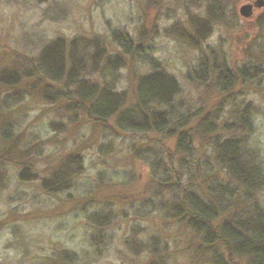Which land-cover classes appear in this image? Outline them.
<instances>
[{
	"label": "rangeland",
	"instance_id": "rangeland-1",
	"mask_svg": "<svg viewBox=\"0 0 264 264\" xmlns=\"http://www.w3.org/2000/svg\"><path fill=\"white\" fill-rule=\"evenodd\" d=\"M253 1L0 0V264H250L211 234L264 227V7L238 13ZM53 47L62 80L75 60L73 84L107 92V118L37 78ZM155 72L172 83L174 124L156 105L157 130L117 124ZM181 188L216 211L208 225Z\"/></svg>",
	"mask_w": 264,
	"mask_h": 264
},
{
	"label": "trees",
	"instance_id": "trees-1",
	"mask_svg": "<svg viewBox=\"0 0 264 264\" xmlns=\"http://www.w3.org/2000/svg\"><path fill=\"white\" fill-rule=\"evenodd\" d=\"M39 61L43 64L42 67L39 65ZM39 61L36 73L37 78L40 81H43L44 79L50 80L51 82L56 81L63 86H69L70 88H73V90H75L74 96L80 101V103L77 105L78 107L76 106L77 109H85V113H87L88 116L95 118L97 117L98 119L107 118L112 112L115 111L114 106H111L113 105L112 99L107 96L106 91H102L97 96L92 87L84 88L82 83L73 84L75 80L72 79V73L78 69L77 61L75 63V60H69L72 66L67 70L65 79L62 80L60 78L62 75H64L65 64L62 62V53H60L57 47H53L46 52L43 51L39 57ZM222 74L223 73L221 72V75ZM227 75L228 73H226L225 76L227 77ZM142 80L147 82L143 86L141 84L142 82L138 84L135 95V105L133 108H128L121 112L119 115L120 117L117 119V124H120L123 121L124 114H126L127 120H130L132 123L138 121L141 118L142 124L145 126L149 125L148 122H151L154 118L151 107L153 105L164 107L163 114L167 115L171 120L170 122L174 124L171 117L179 105L171 102L170 95L172 93V83L170 79L161 72H155L153 75L147 76ZM84 89H87L85 93ZM60 93L64 94L62 90H59V94ZM64 98L66 99V96ZM66 100L69 101V99ZM85 103H87V107H85ZM138 116L139 119L136 120ZM156 120V123L151 122L152 126H155V130L158 129L156 127L162 124V118H158ZM125 129L133 130L135 128L134 126H126ZM180 141L182 142V139H179L178 146H181ZM222 147L225 148L224 150L227 154H229L227 161L230 171L235 176L243 178L246 181L247 176L242 175L241 172H238L235 166L236 162H238L236 155L237 149H239V147L231 144V142L224 143ZM66 180L67 178H65V180L59 178L55 185L57 186L59 184H64ZM181 190L180 204L189 215L190 219H197L200 221V223L208 225V223L216 216V211L213 209V207L206 201L202 200L193 189L181 188ZM257 223L258 222L254 223L253 225L249 224V226L246 227L247 229H244V226H241L240 229H236L227 227L226 224H224L219 228L217 235H211H215L216 238H220L219 235L223 238H228L232 244L231 251L240 256H247L250 264H264V227L262 226V223ZM211 235L205 234V239L207 237L211 238Z\"/></svg>",
	"mask_w": 264,
	"mask_h": 264
},
{
	"label": "water",
	"instance_id": "water-1",
	"mask_svg": "<svg viewBox=\"0 0 264 264\" xmlns=\"http://www.w3.org/2000/svg\"><path fill=\"white\" fill-rule=\"evenodd\" d=\"M264 7L263 0H254L252 3H247L239 7L238 13L242 18H250L256 9Z\"/></svg>",
	"mask_w": 264,
	"mask_h": 264
}]
</instances>
